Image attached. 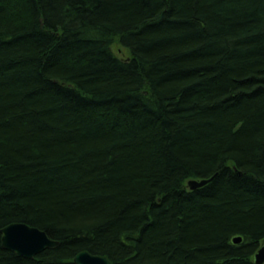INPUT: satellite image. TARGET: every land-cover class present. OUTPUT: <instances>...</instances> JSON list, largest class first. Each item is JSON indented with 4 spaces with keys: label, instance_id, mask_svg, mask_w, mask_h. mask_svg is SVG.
Segmentation results:
<instances>
[{
    "label": "trees",
    "instance_id": "obj_1",
    "mask_svg": "<svg viewBox=\"0 0 264 264\" xmlns=\"http://www.w3.org/2000/svg\"><path fill=\"white\" fill-rule=\"evenodd\" d=\"M12 222L59 246L27 259L0 235V264L83 250L255 264L264 0H0V228Z\"/></svg>",
    "mask_w": 264,
    "mask_h": 264
},
{
    "label": "water",
    "instance_id": "obj_2",
    "mask_svg": "<svg viewBox=\"0 0 264 264\" xmlns=\"http://www.w3.org/2000/svg\"><path fill=\"white\" fill-rule=\"evenodd\" d=\"M216 174L209 178L190 179L187 181L189 189H196L211 181ZM2 247L13 252L18 257L33 259L45 249L59 246V241L51 239L41 229L23 222H12L0 228ZM232 241L238 244L240 236H235ZM255 264H264V241L254 253ZM73 261L75 264H112L104 255L92 254L86 250L77 253Z\"/></svg>",
    "mask_w": 264,
    "mask_h": 264
},
{
    "label": "rangeland",
    "instance_id": "obj_3",
    "mask_svg": "<svg viewBox=\"0 0 264 264\" xmlns=\"http://www.w3.org/2000/svg\"><path fill=\"white\" fill-rule=\"evenodd\" d=\"M112 50L116 54H118L119 56H124L125 55V50L122 47H120L119 45H117V44H113L112 45Z\"/></svg>",
    "mask_w": 264,
    "mask_h": 264
}]
</instances>
